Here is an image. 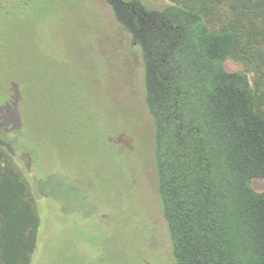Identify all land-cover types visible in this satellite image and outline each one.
<instances>
[{"label": "trees", "instance_id": "obj_1", "mask_svg": "<svg viewBox=\"0 0 264 264\" xmlns=\"http://www.w3.org/2000/svg\"><path fill=\"white\" fill-rule=\"evenodd\" d=\"M106 1L141 52L157 190L175 264H264V191L253 186L264 181V0H168L162 10L140 0ZM14 3L0 5L6 21L9 11L30 7ZM230 59L253 81L229 71ZM37 66L10 53L0 58V104L15 99L9 88L17 87L47 120L56 109L43 112ZM60 72L46 75L51 93L79 81L66 65ZM42 140L0 131V264L33 263L41 218L14 155L20 152L31 171L23 144L41 148Z\"/></svg>", "mask_w": 264, "mask_h": 264}, {"label": "rangeland", "instance_id": "obj_2", "mask_svg": "<svg viewBox=\"0 0 264 264\" xmlns=\"http://www.w3.org/2000/svg\"><path fill=\"white\" fill-rule=\"evenodd\" d=\"M26 1L30 7L9 11V21L0 11V58L10 53L38 63L33 76L44 78L37 89L41 107L56 111L41 119L42 112L11 87L15 99L0 104V131L18 140L43 139L41 148L23 144L21 155L31 171L19 162L20 152L14 155L36 196L42 224L32 264H175L157 190L140 50L106 0H44L42 6ZM140 1L155 10L168 5ZM68 13L76 17L65 19ZM62 65L79 81L68 92L51 93L46 75L62 76ZM226 68L253 81L240 62L230 59ZM253 186L264 191L263 180Z\"/></svg>", "mask_w": 264, "mask_h": 264}]
</instances>
